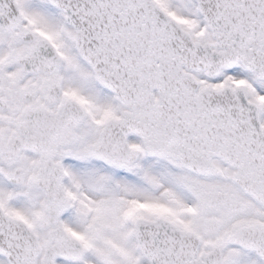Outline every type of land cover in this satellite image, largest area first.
Here are the masks:
<instances>
[{"label": "snow or ice", "instance_id": "6c2138e0", "mask_svg": "<svg viewBox=\"0 0 264 264\" xmlns=\"http://www.w3.org/2000/svg\"><path fill=\"white\" fill-rule=\"evenodd\" d=\"M0 264H264V0H0Z\"/></svg>", "mask_w": 264, "mask_h": 264}]
</instances>
